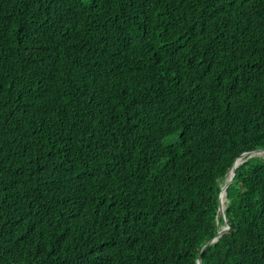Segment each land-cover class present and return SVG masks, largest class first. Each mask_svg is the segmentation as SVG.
<instances>
[{"label":"trees","instance_id":"trees-1","mask_svg":"<svg viewBox=\"0 0 264 264\" xmlns=\"http://www.w3.org/2000/svg\"><path fill=\"white\" fill-rule=\"evenodd\" d=\"M264 0H0V264H264Z\"/></svg>","mask_w":264,"mask_h":264},{"label":"water","instance_id":"water-1","mask_svg":"<svg viewBox=\"0 0 264 264\" xmlns=\"http://www.w3.org/2000/svg\"><path fill=\"white\" fill-rule=\"evenodd\" d=\"M264 154V150L262 149H258V150H255V151H251V152H247V153H243L241 154L238 158H236L234 161H233V164H232V167L231 169L229 170V172L227 173V179L225 181V183L223 184V186L221 187L220 189V193H219V203H218V212L220 214V216L222 217V219L224 220V203L222 201V198H221V195L222 193L224 195H226V189L227 187L230 185V183L232 182V179L234 178L235 174H236V168L234 166V163L236 161H240L239 165L243 162V161H246L248 160L250 157L254 156V155H262ZM233 170L232 174L231 171ZM225 221V220H224ZM229 226L228 224L226 223L225 221V226L217 233V235L212 239L210 240L201 250L200 252V255L204 252V250L206 249V247L210 244H212L213 242H215L221 235H223L224 233L227 232ZM197 264H201V257L199 256L198 260H197Z\"/></svg>","mask_w":264,"mask_h":264},{"label":"bare ground","instance_id":"bare-ground-1","mask_svg":"<svg viewBox=\"0 0 264 264\" xmlns=\"http://www.w3.org/2000/svg\"><path fill=\"white\" fill-rule=\"evenodd\" d=\"M239 163H240V161H236L235 163H234V166L235 167H238V165H239ZM232 172H233V170L231 171V173L230 174H232ZM221 198H222V201H223V203H225V195L222 193V195H221Z\"/></svg>","mask_w":264,"mask_h":264}]
</instances>
